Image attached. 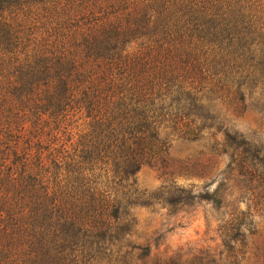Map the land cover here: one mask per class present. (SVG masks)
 Here are the masks:
<instances>
[{"label": "trees", "instance_id": "16d2710c", "mask_svg": "<svg viewBox=\"0 0 264 264\" xmlns=\"http://www.w3.org/2000/svg\"><path fill=\"white\" fill-rule=\"evenodd\" d=\"M211 81L264 91V0H0V264H240L251 215L220 226L227 262L149 263L127 209L150 202L99 188L166 162L164 129L195 134ZM224 144L260 178L261 145Z\"/></svg>", "mask_w": 264, "mask_h": 264}, {"label": "rangeland", "instance_id": "374dc122", "mask_svg": "<svg viewBox=\"0 0 264 264\" xmlns=\"http://www.w3.org/2000/svg\"><path fill=\"white\" fill-rule=\"evenodd\" d=\"M200 90L196 93L205 97L202 113L207 119L196 118L194 135L183 137L172 128L164 129L169 144L166 162L143 167L134 180L122 185L111 177H101L99 188L118 191L119 197L132 194L148 199L147 207L127 209L134 226L125 244L149 248V263L168 258L191 263L202 253L227 262L232 252L224 246L219 230L228 214L239 211L251 215L253 234L247 232L246 240L239 238L246 245L238 241L237 260L264 264V173L260 171V178H255L242 172L230 157L233 151L224 144L229 132L264 149V91L253 87L244 101L240 95L234 99L232 94L221 93L212 81L206 85L197 82L196 91ZM197 196L216 197L223 202L222 208L216 210ZM127 245L123 252L130 250Z\"/></svg>", "mask_w": 264, "mask_h": 264}]
</instances>
